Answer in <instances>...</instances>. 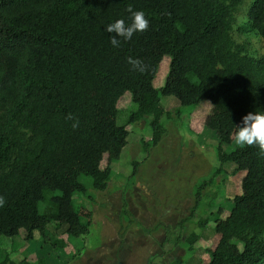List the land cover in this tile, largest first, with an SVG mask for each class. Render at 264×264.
Wrapping results in <instances>:
<instances>
[{"label": "trees", "instance_id": "1", "mask_svg": "<svg viewBox=\"0 0 264 264\" xmlns=\"http://www.w3.org/2000/svg\"><path fill=\"white\" fill-rule=\"evenodd\" d=\"M243 2L0 0V196L7 201L0 208V236L25 229L27 240L36 231L46 240L51 223L65 226L71 240L88 234L91 212L75 196L88 194L82 176L95 189H106L112 162L128 144L129 130L117 120L119 100L131 94L129 123L151 117V142L157 145L168 114L161 98L172 95L182 108L210 101L205 126L218 137L221 168L231 162L234 173L245 172L230 215L222 218L221 206L212 207L199 222L202 228L216 222L218 242L208 250V264H264V157L257 146L224 149L243 116L264 112V55L251 54L232 34ZM129 5L145 12L149 28L130 41L119 38L114 48L106 27L117 19L131 23ZM247 17L241 29L264 38V0H253ZM129 56L142 59L150 71H132ZM165 56L168 75L156 87ZM69 113L79 128L66 120ZM212 181L197 186L192 212ZM199 239L192 232L187 250ZM0 264H16L1 247Z\"/></svg>", "mask_w": 264, "mask_h": 264}, {"label": "rangeland", "instance_id": "2", "mask_svg": "<svg viewBox=\"0 0 264 264\" xmlns=\"http://www.w3.org/2000/svg\"><path fill=\"white\" fill-rule=\"evenodd\" d=\"M253 0H244L236 14L233 38L245 43L253 55H264V38L255 31L246 32L248 10ZM165 60V61H164ZM155 78L161 87L168 75L170 57L165 56ZM168 114L163 119L164 133L157 145H152L150 116L129 123L135 109L131 94L119 100L118 123L129 130L128 144L119 159L112 162L113 175L104 190L95 189L86 176L81 181L88 186L87 195L75 200L91 212L90 232L71 240L66 227L56 223L48 226L47 239L39 231L31 240L22 229L15 237L0 236V247L16 264H208L209 249L218 242L216 222L210 220L202 228L199 222L208 211L221 206L222 218L230 215L233 198L242 193L245 172L234 173L235 165L221 168L218 159V137L205 126L211 111L210 101L196 108L181 107L175 96H162ZM239 147L225 145L227 152ZM134 162H137L134 172ZM108 165L105 155L102 167ZM220 169V170H219ZM212 179L202 190V202L196 204L197 186ZM45 210V203L41 205ZM200 239L192 251L185 240L192 233ZM180 238L178 245L174 244ZM57 241L53 243V241ZM241 247V246H240Z\"/></svg>", "mask_w": 264, "mask_h": 264}, {"label": "clouds", "instance_id": "3", "mask_svg": "<svg viewBox=\"0 0 264 264\" xmlns=\"http://www.w3.org/2000/svg\"><path fill=\"white\" fill-rule=\"evenodd\" d=\"M130 13L131 23H126L124 19H117L106 27V31L114 34L110 37V42L114 48H119L121 39L130 41L137 32L147 31L149 28V20L146 18L143 10H134L131 5L126 9ZM131 70L145 74L150 71V65L140 58L129 56L127 58ZM66 120L72 121L73 129L80 126L79 119L69 113ZM232 140L238 146H257L259 155L264 157V112H249L243 116L241 124L236 126V131L231 136ZM7 203L3 196H0V208Z\"/></svg>", "mask_w": 264, "mask_h": 264}]
</instances>
